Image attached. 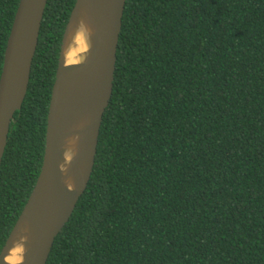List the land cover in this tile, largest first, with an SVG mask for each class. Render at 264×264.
I'll use <instances>...</instances> for the list:
<instances>
[{
    "label": "trees",
    "instance_id": "obj_1",
    "mask_svg": "<svg viewBox=\"0 0 264 264\" xmlns=\"http://www.w3.org/2000/svg\"><path fill=\"white\" fill-rule=\"evenodd\" d=\"M20 0H0V75ZM76 0H47L0 165V252L39 176ZM46 264H264V0H126L94 167Z\"/></svg>",
    "mask_w": 264,
    "mask_h": 264
},
{
    "label": "water",
    "instance_id": "obj_2",
    "mask_svg": "<svg viewBox=\"0 0 264 264\" xmlns=\"http://www.w3.org/2000/svg\"><path fill=\"white\" fill-rule=\"evenodd\" d=\"M47 0H20L0 75V165L13 116L28 89ZM126 0H76L62 38L39 176L1 252L0 264H46L55 237L90 179L109 103ZM87 49L67 61L75 34ZM19 258L7 260L13 247Z\"/></svg>",
    "mask_w": 264,
    "mask_h": 264
},
{
    "label": "bare ground",
    "instance_id": "obj_3",
    "mask_svg": "<svg viewBox=\"0 0 264 264\" xmlns=\"http://www.w3.org/2000/svg\"><path fill=\"white\" fill-rule=\"evenodd\" d=\"M86 37L82 33L75 34L73 38V45L67 49L66 58L67 61H75L77 56L81 54L82 51L87 49ZM20 249L19 247H13L7 257L8 261L15 262L19 258Z\"/></svg>",
    "mask_w": 264,
    "mask_h": 264
}]
</instances>
